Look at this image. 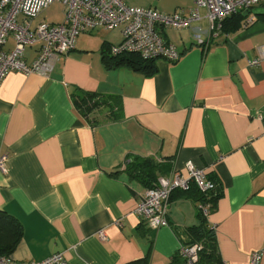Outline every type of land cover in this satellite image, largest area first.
Returning a JSON list of instances; mask_svg holds the SVG:
<instances>
[{
	"label": "crops",
	"instance_id": "crops-1",
	"mask_svg": "<svg viewBox=\"0 0 264 264\" xmlns=\"http://www.w3.org/2000/svg\"><path fill=\"white\" fill-rule=\"evenodd\" d=\"M124 1L165 13L193 5ZM257 7L241 12L238 27L222 30L207 46L193 38L207 29L205 18L193 28H163L181 55L175 62L156 60L152 75L126 63L106 67L104 51L121 41L119 27L81 33L47 76L6 74L0 82V153L7 155L0 210L22 225L8 256L22 263L55 252H64L68 264L170 262L190 240L187 229L198 223L200 203L175 190L168 225L149 228L134 213L149 185L124 169L140 156L169 165L156 179L185 174L186 161L204 168L221 186L205 218L222 264H248L255 250L263 252L264 264V64L247 65L264 43V6ZM13 45L9 35L3 48ZM37 49L27 46L25 61ZM74 87L117 96L119 114L101 107L84 117L72 103Z\"/></svg>",
	"mask_w": 264,
	"mask_h": 264
},
{
	"label": "built area",
	"instance_id": "built-area-1",
	"mask_svg": "<svg viewBox=\"0 0 264 264\" xmlns=\"http://www.w3.org/2000/svg\"><path fill=\"white\" fill-rule=\"evenodd\" d=\"M53 3L62 5L61 21L34 23L39 14ZM255 6H264V0H193L187 12L176 10L171 13L152 7L130 6L124 0H0V82L11 71L49 75L56 58L71 51L81 33L98 28H120L121 41L110 48L111 55L136 53L146 60L175 62L180 58V51L163 37V28H193L195 23L205 18L207 29L203 33L198 29L193 38L198 44L207 46L210 39L222 32L225 19ZM253 19L254 16L249 17V21ZM9 35L14 45L6 51L3 46ZM34 44H38L35 58L27 62L24 59L25 48ZM256 52V56L247 63L249 67L264 64V43L256 47ZM184 165L185 174L172 171L158 176L153 186L146 188L138 200L134 213L149 228L168 225V204L174 190H187L191 184L202 192L214 189L215 183L207 177L204 168L196 167L191 161ZM0 171L7 174V155L4 153H0ZM199 207L204 215L208 214V205L200 204ZM96 235L102 241L106 238L104 229H99ZM200 248L198 243H183L178 254L185 264H197ZM262 255L259 250L251 252L248 264H261ZM0 264H68V260L64 252H55L29 263L0 255Z\"/></svg>",
	"mask_w": 264,
	"mask_h": 264
},
{
	"label": "trees",
	"instance_id": "trees-1",
	"mask_svg": "<svg viewBox=\"0 0 264 264\" xmlns=\"http://www.w3.org/2000/svg\"><path fill=\"white\" fill-rule=\"evenodd\" d=\"M240 15L241 13H238L225 19L223 21L222 30L237 28ZM103 60L108 68L126 63L134 70L142 72L144 75H152L157 71L155 60L143 59L136 53L111 55L104 51ZM70 97L78 112L86 118H88L93 111L101 107H108L112 117L119 114L120 102L117 96L103 95L98 92L86 91L79 87H74L70 93ZM124 169L130 177L151 187L156 180L157 173H165L168 171L169 165L167 163H158L152 158L134 156L125 164ZM208 178L215 183V187L211 191L202 192L194 184H191L187 190L181 191L201 205H208V209L211 211L216 200L221 195V186L213 177ZM198 209V223L188 227L187 231L190 240L186 244L198 243L201 245L197 264H222L218 254L217 240L214 231L206 222L205 215L200 207H198ZM21 235V223L12 215L0 210V255H9L17 246ZM146 261V258L140 260L143 264H146ZM167 264H185V261L177 253Z\"/></svg>",
	"mask_w": 264,
	"mask_h": 264
},
{
	"label": "rangeland",
	"instance_id": "rangeland-1",
	"mask_svg": "<svg viewBox=\"0 0 264 264\" xmlns=\"http://www.w3.org/2000/svg\"><path fill=\"white\" fill-rule=\"evenodd\" d=\"M252 9H259V7L255 6ZM60 17H62V5L59 3H53L39 14V16L34 20V23L41 20H45L47 22L54 21Z\"/></svg>",
	"mask_w": 264,
	"mask_h": 264
},
{
	"label": "water",
	"instance_id": "water-1",
	"mask_svg": "<svg viewBox=\"0 0 264 264\" xmlns=\"http://www.w3.org/2000/svg\"><path fill=\"white\" fill-rule=\"evenodd\" d=\"M246 13H247L246 11L243 12V14H246Z\"/></svg>",
	"mask_w": 264,
	"mask_h": 264
}]
</instances>
